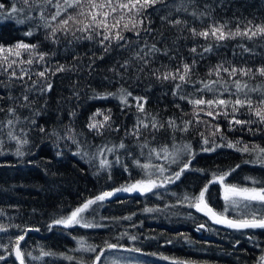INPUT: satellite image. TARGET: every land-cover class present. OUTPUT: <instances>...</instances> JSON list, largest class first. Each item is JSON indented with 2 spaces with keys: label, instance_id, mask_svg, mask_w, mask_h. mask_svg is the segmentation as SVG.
<instances>
[{
  "label": "trees",
  "instance_id": "16d2710c",
  "mask_svg": "<svg viewBox=\"0 0 264 264\" xmlns=\"http://www.w3.org/2000/svg\"><path fill=\"white\" fill-rule=\"evenodd\" d=\"M0 2L7 9L13 0ZM181 5L182 0H162L147 8L140 17L144 23L139 37L132 31H124L122 35L126 41L113 40L108 51H105L108 42L103 45L97 42L100 37L77 40L71 34L57 33L56 42H53L51 38H46L49 32L35 18V12L30 13L34 18L25 20L23 24L17 23V19H24L29 13L18 14L17 19H0V44L11 46L23 41L38 45L39 52L48 54L46 64L34 62L32 66L25 64L23 67L39 71L44 67L54 70L64 65L68 69L55 75L51 72L46 74L52 86L50 91L41 94L34 89L27 93L31 107H20L23 101L18 98L24 94L25 87H30L38 78L33 75L28 80L26 76L25 85L22 81L9 79L6 74L0 75V108L16 109L21 121L14 125L16 134L23 139L20 132L23 128L28 140L26 145L20 146L24 155L18 156V145L8 138V129L0 132V140H3L0 145V228L4 229L0 231V257H3L0 264H20L13 250L16 237L22 230H27L24 240L20 241L25 264H92L97 253L81 249V240L85 241L84 247L96 246L97 252L104 249L99 264H110L108 256L112 252L130 253L136 257V264H261L264 229H233L215 223L203 212L190 207L183 197L198 194L211 173L228 171L236 165L240 167L226 177L225 184L260 187L264 183V167L245 163L254 159V154L228 147H219L215 151H202V148L212 147L213 141L225 143L221 135L233 143L239 140L250 147H264V126L233 124V130H230L231 113L227 118L221 114L215 119L203 112L198 117L194 116L193 105L187 99H180L181 94L191 98L193 84H185L177 91L174 88L176 82L157 77L165 71H175L182 63L193 65V81L218 79L215 75H208L218 64L237 69L251 68L253 72L264 67V36L216 40L212 36L207 39L193 36L189 31L191 28L202 31L214 23L226 25L225 33H234L237 27L243 31L246 27L264 25V0H183L187 12L182 10ZM16 6L21 7L19 3ZM178 8L181 10L178 11ZM193 11L208 14L193 17ZM177 19L186 21V26L169 23ZM145 28L151 31L145 32ZM28 31L34 34L25 35ZM76 36H81V33L77 32ZM145 42L160 49L146 57V65L136 59L137 52L143 55L149 51ZM208 46L212 50L204 52L203 48ZM192 48H196L195 53ZM244 48L250 51H244ZM23 58H28L27 53H23ZM126 61L129 62L128 67L124 68L121 65ZM140 68L143 71H139ZM156 69L160 71L155 72ZM221 75L227 78L226 74ZM235 79L246 82L249 88L259 89L249 93L253 105L257 106L264 96V77L258 74L241 77L237 74ZM195 87L200 85L197 83ZM121 88L131 92L132 96L143 97L147 101L144 104L145 113L156 116L162 123L169 119L175 120L177 125L188 120L193 123L186 132L174 131L165 123L159 131L142 129L138 138L126 136V132L133 130L137 118L145 116V113L137 111L132 98H128L131 107H124L115 97L92 98L95 93L118 94ZM195 95L210 98L213 94L195 92ZM222 98L234 99L228 93H224ZM97 110L105 115L110 110L107 124H111V129L106 125L102 135L87 127L90 117ZM241 113H245L244 108L239 110L237 118L254 119ZM4 119L6 112H0V120ZM102 119V116L96 117L97 121ZM197 119L201 123L197 124ZM33 120L34 124L31 123ZM145 122H148L147 119ZM216 125L220 132L212 136L210 133ZM248 127H251V132ZM40 128L45 131L41 132ZM53 132L58 134L59 139L57 135H52ZM200 133L209 138L208 145L202 144ZM70 135L75 136L78 144L66 138ZM121 142L126 145L124 149L116 147L112 153L107 151ZM143 143H147L148 147L141 155L140 144ZM184 144L191 145L195 156L175 183L165 182L163 187L145 193L118 192L90 206L82 215L102 227L53 224L54 220L69 215L87 199L142 179L144 172L133 161L148 162L149 148L159 150L161 146H166L169 152H173L174 145L179 147ZM98 148H103L104 156L90 159ZM78 150L80 154H77ZM85 152L87 157L83 156ZM117 155L122 163L114 162ZM104 157L112 163L109 170L99 166V160ZM188 159L187 153H181L177 163L169 165L162 156L154 158L151 163L168 167L169 172L165 175H169L179 170V166ZM210 192V205L221 212L225 206L222 186L213 184ZM149 208L154 210L145 211ZM226 215L235 219L242 213L230 210ZM256 215L261 213L258 211ZM129 216L130 220L125 219ZM132 236L136 239H130ZM105 241L119 247L107 249Z\"/></svg>",
  "mask_w": 264,
  "mask_h": 264
},
{
  "label": "snow or ice",
  "instance_id": "6c2138e0",
  "mask_svg": "<svg viewBox=\"0 0 264 264\" xmlns=\"http://www.w3.org/2000/svg\"><path fill=\"white\" fill-rule=\"evenodd\" d=\"M162 2V0H13L10 8H5V4L0 2V19H17V15L21 13H29L24 19H17V23L23 24L25 20H32L34 17L30 13H37L35 18L39 19L42 22V26L48 30L49 35L46 38H51L53 42H56L57 33H62L64 35L71 34L77 40L79 39H88L92 40L95 37H100L97 42L105 45V51H108L111 48V43L113 40L116 41H126V38L122 35L124 31H132L137 37L140 35V28L143 25L144 20L142 14L144 11L156 5L157 3ZM17 3L21 7H17ZM182 10L187 12L188 9L183 7L182 0ZM178 11L181 8L177 9ZM208 13L201 12L197 14L195 11L191 13L193 17L205 16ZM127 17V19H125ZM169 23L174 26L181 25L182 23L187 24L186 21H181L179 19L175 21H169ZM251 24V22H249ZM226 25L222 24H212L205 28L202 31H197L195 28L189 29L193 36H199L207 39L209 36H212L216 40H224L226 38H235V36H243L248 39H252L257 35L264 36V25H256L253 27H246L245 30L241 31L239 27L236 28V31L233 33L231 31L225 33L224 28ZM145 32H150V29H143ZM81 33V36L77 37L76 33ZM33 31H28L25 33L27 36H32ZM38 45L28 44L23 41L17 42L11 46H4L0 44V75H8L9 79H16L18 81L24 82L26 85L27 82L24 78L27 76L28 80L32 79V76L35 75L38 79L32 82L30 87L26 86L24 94L18 98L23 101L19 106L20 107H31V101H29L28 94L34 89L38 90L39 93L43 94L51 90L50 80L46 77V74L51 72L52 75H55L56 72L66 71L64 65L57 66L54 70L49 67H44L43 70L33 71L31 67H23L22 65L32 66L34 62L38 65L46 64L45 57L47 53H42L38 51ZM145 47L149 49L148 52H144L143 55L140 52L136 53V59L143 61L146 65L148 60L146 57L151 56L153 53L159 52L160 49L156 47L155 44L148 45L145 42ZM212 49L210 46L204 47V52H210ZM244 51H250V49L244 48ZM193 53L196 52V48H192ZM143 52V49H141ZM23 53H27L28 58H23ZM167 51L165 50V55ZM202 54V53H201ZM128 61L123 65L124 68L128 67ZM194 63V62H193ZM17 68H19V74H17ZM193 65L188 63H182L178 65L175 71H165L162 73V76L157 78H162L163 80H171L174 83V88L179 91L185 84H193L194 93L191 98L183 94L180 95V99H187L188 103L193 105L194 116H199L200 112H203L205 115L212 117L213 119L216 116L223 114L226 118L231 113V119L229 120V128L232 129V125H252L257 124L264 126V96L261 97L257 106L253 105V101L249 95L250 92L258 91L257 88H249L246 82H243L240 79H235L237 74L241 77L243 76H252L256 74L264 77V67H259L253 72L251 68H239L237 69L234 66L225 67L224 64L216 65L209 73V77L215 75L218 79H210L208 81L200 80L193 81L191 79ZM139 71H143V68H140ZM159 72V69L154 70ZM222 73L226 74L221 75ZM231 81V83H229ZM199 84L200 87H195L196 84ZM37 85L39 87L37 88ZM234 89V91H233ZM195 92L200 93H212L213 95L210 98H205L204 95L196 96ZM224 93H228L229 97L232 98H222ZM173 94H176L175 92ZM109 97H115L120 100L121 104L124 107H131L128 103V98L131 97L135 102V107L138 112L145 113L144 104L147 102L143 97L132 96L131 92H128L126 89L121 88L119 93H95L93 99H108ZM179 107V105H177ZM241 108L245 109V113L250 117H254L242 120L237 118V114ZM0 112H6V119L0 120V132H3L5 128L8 129L7 136L10 140L16 141L18 147L16 150V155L23 156L24 152L21 151L22 145L28 143L27 132L23 128L20 129L21 136L16 134V129L14 125L19 124L20 118L16 113L14 107H9L7 110L0 108ZM74 116L75 113H72ZM102 116L101 121H97L96 117ZM147 119L148 122H145ZM110 120V110L109 114L105 115L100 110H97L96 113L90 117V122L87 127L90 130L95 131L97 135H102V130L107 127L111 129V124H107ZM197 124L201 123L199 119L195 121ZM35 123V121H31ZM165 123L172 130H179L182 132L188 131V127L193 123L192 120L184 121L182 125H177L175 120L169 119L165 122H160L157 120L156 116H150V114L145 113V116L138 117L137 122L134 125V128L131 132H126L125 135H132L133 137L138 138L141 134L142 129H149L153 131H159L164 128ZM207 123V122H205ZM118 131V129H115ZM243 130V129H241ZM260 130V129H257ZM41 132L45 130L40 128ZM71 131V130H69ZM248 131L251 132V127H248ZM220 132L218 125L214 127V130L210 135L215 136ZM52 135H57L53 132ZM202 144L208 145L209 138L204 136L203 133H200ZM67 139L72 140L73 143H77L75 136H67ZM221 140H224L225 143H216L212 142V147H203L202 151H215L219 147H228L233 148L238 152L248 153L249 155L254 154V159L245 161V163H254L259 164L264 167V147L259 145H252L251 147L247 144H243L242 141H232L226 140V137L221 135ZM3 144V140H0V145ZM238 145H240L238 147ZM118 147L119 149H124L126 145L121 142L118 146H113V148H108L107 151L112 153L114 149ZM147 143L140 144L141 155H143V149L147 148ZM174 151L169 152L166 146H161L159 150L155 148H149L147 154L146 163H141L138 159L134 160L133 163L144 172V177L142 179L136 180L134 183L121 186L116 188L113 191H105L94 198L87 199L81 206L76 207L70 212L69 215L65 217L58 218L53 221L54 225H62L64 227H71L74 225H80L85 228L91 227H102L103 225L94 224L91 221L87 220L82 214L89 210L90 206L97 204V202H103L106 198L115 195L118 192H150L153 188L163 187L165 182L175 183L179 180L182 173L189 168L191 165V158H194L195 153L191 150V145L184 144L182 146H173ZM181 153H187L190 159L183 162L179 166V170L170 172L169 175H165L166 172H169V168L160 164H152L151 161L155 159H160L161 156L163 159L167 160L170 164L178 162L179 155ZM59 155V153H57ZM77 154H80L79 150ZM83 156L87 157L88 153H83ZM104 151L103 148H98L97 153L90 159H96L98 157H103ZM115 163H122L120 157L117 155L115 157ZM100 168L104 170H109L112 167L106 157L99 160ZM240 165H236L235 168L229 169L228 171L216 173H211L209 179L204 184V186L199 190L198 194L193 196L185 195L183 200L188 203L190 207L195 208L199 212H203L205 215L209 216L218 224H226L229 228L233 229H264V183L260 187H239L237 185L225 184L226 177L232 172L239 168ZM125 171L127 167L125 166ZM203 171V170H200ZM130 175V174H129ZM155 177V178H153ZM251 179V178H248ZM253 184H256V181H252ZM213 184H218L222 186V199L225 202V206L221 212H217L209 203L211 199L210 188ZM258 205V207H257ZM154 209H145V211L151 212ZM241 212L242 215L238 216L235 219L229 218L226 214L229 211ZM260 212L261 215L257 216L256 213ZM125 219H131V216L125 217ZM52 225L49 226L51 228ZM202 227V226H201ZM3 228H0V231H3ZM27 230H22V233L16 237L15 241V250L17 258L20 260V264H25L23 253L20 250V241H23L25 238ZM130 239L135 240L136 237L132 236ZM81 249L89 252H96V256L92 264H99L101 256L104 254V249L101 248L97 252L96 246H87L84 247L85 241L81 240L80 242ZM107 249H116L119 247L118 244H113L105 241ZM138 251V249H136ZM50 253H43V255H49ZM29 255H31L29 253ZM3 257H0L2 259ZM67 259H72L71 257H66ZM261 264H264V255L260 257Z\"/></svg>",
  "mask_w": 264,
  "mask_h": 264
},
{
  "label": "rangeland",
  "instance_id": "374dc122",
  "mask_svg": "<svg viewBox=\"0 0 264 264\" xmlns=\"http://www.w3.org/2000/svg\"><path fill=\"white\" fill-rule=\"evenodd\" d=\"M108 258L110 260V264H136L137 262L136 257L127 252H112Z\"/></svg>",
  "mask_w": 264,
  "mask_h": 264
},
{
  "label": "water",
  "instance_id": "95a60500",
  "mask_svg": "<svg viewBox=\"0 0 264 264\" xmlns=\"http://www.w3.org/2000/svg\"><path fill=\"white\" fill-rule=\"evenodd\" d=\"M224 225H226V224H224ZM13 252H14V257H15V259L16 260H19V258H17V255H16V250H15V247H14V250H13ZM20 261V260H19Z\"/></svg>",
  "mask_w": 264,
  "mask_h": 264
}]
</instances>
